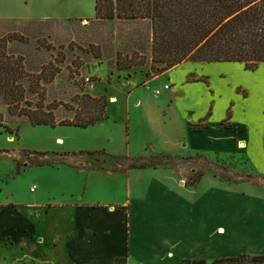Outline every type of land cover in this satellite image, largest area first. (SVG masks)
Returning <instances> with one entry per match:
<instances>
[{
    "label": "rangeland",
    "instance_id": "374dc122",
    "mask_svg": "<svg viewBox=\"0 0 264 264\" xmlns=\"http://www.w3.org/2000/svg\"><path fill=\"white\" fill-rule=\"evenodd\" d=\"M79 9L84 10L86 18L35 20L52 10L58 14H75ZM0 36L11 38L8 52L21 58L25 74L21 80L22 100L17 109L10 111L0 96V199L29 200L33 195L29 186L41 173L48 176L43 186L51 192L68 193V199H76L75 195L69 196L71 190L91 201L123 200L125 181L121 173L128 168L119 164L118 159L104 151L83 153L89 161L97 158L99 167L105 170H120L112 176L102 171L69 170L64 165L74 166L72 156L83 147L101 145L107 133L113 137L108 148L120 150L116 142H123L122 115L116 116L115 124L107 121L88 132L65 125H33L22 111L42 103L53 110L58 120L72 118L76 96L83 93L95 96L100 81L106 89L108 84L122 88L134 74L147 80L186 61L158 72L165 63L152 61L149 23L141 19L96 18L94 0H0ZM118 59L121 65L133 64L119 67ZM103 95L107 106L110 97L107 93ZM138 142L134 135L132 145ZM42 151L47 153L40 155ZM153 157L129 156L127 163H150ZM160 157L157 167L184 169L182 182L191 187L188 191L191 197L198 195L200 189L201 192L220 182L226 188L227 197L234 199L224 211L214 210L213 205L205 213L196 208L191 222L182 216L178 223H168L163 229L158 227L161 220L155 212H129V222L125 224L122 220L114 229L124 236L128 227L127 254L139 264H187L185 259L196 258L211 264L218 257L264 254V206H256L264 205V175L257 174L244 155L197 153L183 158ZM89 161L80 164L83 169L93 167ZM191 168L194 172H190ZM204 172L209 177L199 179ZM195 185L199 187L194 188ZM135 188L141 197L140 186ZM242 197L247 202L242 203ZM114 217L118 220L116 211ZM5 252L0 250V264H12L11 257H4ZM24 264L33 262L27 259Z\"/></svg>",
    "mask_w": 264,
    "mask_h": 264
},
{
    "label": "crops",
    "instance_id": "0c3cea01",
    "mask_svg": "<svg viewBox=\"0 0 264 264\" xmlns=\"http://www.w3.org/2000/svg\"><path fill=\"white\" fill-rule=\"evenodd\" d=\"M84 16L81 9L75 14L52 10L35 20H80ZM141 20L151 28L149 19ZM140 76L134 74L122 88L108 84L106 89L100 81L95 96L107 93L110 97L107 116L88 127H74L89 132L107 121L115 124L116 116L122 115L123 142H116L120 150L108 148L113 137L107 133L101 145L86 146L81 151H104L115 157L240 154L257 174L264 175V62L250 70L241 62L186 61L147 80ZM166 83L169 87L163 88ZM154 89H160V93L154 94ZM112 99L115 101L111 102ZM134 135L139 139L135 144L138 148L131 143ZM81 151L72 156L74 166L64 164L69 170L102 171L109 176L120 172L99 167L97 158L89 161ZM86 161L93 167L83 169L80 164ZM183 170L128 168L121 173L124 198L112 202L86 200L80 192L72 193L70 187L69 196L75 195L76 199H68V193L51 192L43 186L48 176L40 173L29 186L33 193L29 200L0 199V250L6 251L3 255L11 257L12 264H24L27 259L33 264H139L127 254L128 227L124 236L114 230L122 220L129 222V212L153 211L161 220L157 226L163 229L168 223H178L182 216L191 222L196 208L205 213L213 205L214 210L224 211L234 199L227 197L220 182L201 192L197 190L199 194L191 197V187L182 182ZM207 174L202 173L199 179L209 177ZM136 185L141 188V197ZM56 197L58 201L54 200ZM241 199L242 203L248 200Z\"/></svg>",
    "mask_w": 264,
    "mask_h": 264
},
{
    "label": "trees",
    "instance_id": "16d2710c",
    "mask_svg": "<svg viewBox=\"0 0 264 264\" xmlns=\"http://www.w3.org/2000/svg\"><path fill=\"white\" fill-rule=\"evenodd\" d=\"M94 16L149 19L152 61L165 63L158 72L182 61L241 62L250 70L264 62V0H95ZM9 41L10 37L0 36V96L11 111L17 109L22 100L24 87L21 80L25 74L21 58L8 52ZM132 64L121 65L118 59L119 67H131ZM75 101L76 110L72 118L58 120L53 110L42 103H37L34 109L21 111L33 125L80 128L93 125L107 116L105 95L83 93L77 95ZM109 156L118 159L125 168H145L150 165L157 167V161L162 159L160 156L166 155H155L150 163L141 164H128L130 158L125 155ZM185 263L207 262L196 258L185 259ZM246 263L264 264V254L241 253L211 261V264Z\"/></svg>",
    "mask_w": 264,
    "mask_h": 264
},
{
    "label": "built area",
    "instance_id": "2783aa9c",
    "mask_svg": "<svg viewBox=\"0 0 264 264\" xmlns=\"http://www.w3.org/2000/svg\"><path fill=\"white\" fill-rule=\"evenodd\" d=\"M168 87H169L168 83L163 85V88H168ZM153 92H154V94H159L160 93V89H154ZM31 190H33V188Z\"/></svg>",
    "mask_w": 264,
    "mask_h": 264
},
{
    "label": "bare ground",
    "instance_id": "6f19581e",
    "mask_svg": "<svg viewBox=\"0 0 264 264\" xmlns=\"http://www.w3.org/2000/svg\"><path fill=\"white\" fill-rule=\"evenodd\" d=\"M114 100H112V102H113Z\"/></svg>",
    "mask_w": 264,
    "mask_h": 264
}]
</instances>
